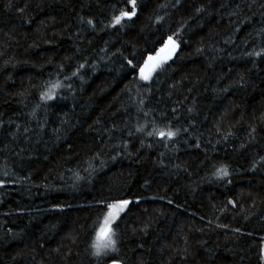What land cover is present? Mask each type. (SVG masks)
Segmentation results:
<instances>
[{
    "label": "trees",
    "instance_id": "16d2710c",
    "mask_svg": "<svg viewBox=\"0 0 264 264\" xmlns=\"http://www.w3.org/2000/svg\"><path fill=\"white\" fill-rule=\"evenodd\" d=\"M129 7L0 0V264H111L90 245L97 202L118 194L133 201L122 264H264V54L246 55L264 49V0H137L106 27ZM169 35L176 54L140 80L127 60ZM50 81L61 87L41 100ZM152 122L179 134L136 131Z\"/></svg>",
    "mask_w": 264,
    "mask_h": 264
},
{
    "label": "snow or ice",
    "instance_id": "6c2138e0",
    "mask_svg": "<svg viewBox=\"0 0 264 264\" xmlns=\"http://www.w3.org/2000/svg\"><path fill=\"white\" fill-rule=\"evenodd\" d=\"M179 3V0H177ZM127 5L130 7L125 9H120L118 14H113L111 17V22L106 27H116L119 25L123 28L124 21H131L134 17L137 16V0H127ZM197 11H202V9H197ZM163 17H158L156 22L159 23ZM83 22V19L81 20ZM89 26L94 28L93 21L91 19L86 22ZM174 35H179V33H175ZM179 48V44L173 38V35L167 36V39L163 41V47L159 48L156 51V55L148 54L146 59L143 60L142 64H134L131 59L127 60V64L133 73H139V79L142 81H149L152 78V74L157 71H163L165 64L169 60L173 58L176 54L177 49ZM264 54V49L261 51H253L246 53L247 56H256L260 57ZM84 65L81 64L80 68H83ZM79 73V69L72 73V76H77ZM65 79H70V77H65ZM61 87V83L59 81H50L47 86V90L41 94V100L48 101L55 99L56 90ZM143 103V101H141ZM145 116L148 115L147 112L144 113ZM149 125L145 123L137 127L136 131L138 133H143L147 137H153L158 139L159 141H172L174 140L178 134L180 129L173 130L170 126L159 127L155 122L151 124V130L145 131ZM27 131V130H25ZM254 131V129H253ZM132 135V133H129ZM143 144V141H141ZM150 146V145H149ZM167 146V145H166ZM199 147V145H197ZM123 148L125 151L128 150V144L125 142L123 144ZM131 153H129L130 155ZM111 159L115 161L116 156H112ZM96 162H99V165L103 167L106 163L103 159H101L100 154H96L94 157L89 160L84 161L83 171L88 173V176H82L79 171H75L73 173V187H75L80 181L87 180L91 177V175L97 170ZM71 171V170H70ZM7 175V173H4ZM214 175L217 179H224L230 175L228 169L226 167H219L216 169ZM0 187H3V182H0ZM171 203V201H169ZM133 203L131 199L120 196L119 194L104 199L102 201H98L97 204L101 207L102 211L97 218V221L94 225V233L91 242L92 255L97 258H104L111 256V264H122V261L116 258V256L112 254H118V236H119V228L120 223L122 222L123 214L129 211V206ZM135 203H139V199L135 201ZM229 203H233L229 201ZM219 227V225H218ZM238 231V229L236 230Z\"/></svg>",
    "mask_w": 264,
    "mask_h": 264
},
{
    "label": "rangeland",
    "instance_id": "374dc122",
    "mask_svg": "<svg viewBox=\"0 0 264 264\" xmlns=\"http://www.w3.org/2000/svg\"><path fill=\"white\" fill-rule=\"evenodd\" d=\"M155 73H156V72H155ZM155 73L152 74V77L154 76ZM151 79H152V78H151Z\"/></svg>",
    "mask_w": 264,
    "mask_h": 264
},
{
    "label": "water",
    "instance_id": "95a60500",
    "mask_svg": "<svg viewBox=\"0 0 264 264\" xmlns=\"http://www.w3.org/2000/svg\"><path fill=\"white\" fill-rule=\"evenodd\" d=\"M134 19V18H133Z\"/></svg>",
    "mask_w": 264,
    "mask_h": 264
}]
</instances>
